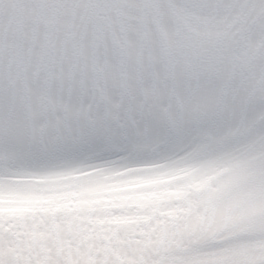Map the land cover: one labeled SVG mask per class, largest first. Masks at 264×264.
<instances>
[{
	"label": "rangeland",
	"instance_id": "1",
	"mask_svg": "<svg viewBox=\"0 0 264 264\" xmlns=\"http://www.w3.org/2000/svg\"><path fill=\"white\" fill-rule=\"evenodd\" d=\"M140 2L0 0V264H138L147 218L128 209L199 191L191 178L210 156L238 158L264 194V0H223L254 46L219 79L216 55L194 51L187 91L171 61L120 44ZM173 82L182 94L160 104ZM41 88L88 103L54 140L29 141L23 119ZM261 231L228 237L204 264H264Z\"/></svg>",
	"mask_w": 264,
	"mask_h": 264
},
{
	"label": "clouds",
	"instance_id": "2",
	"mask_svg": "<svg viewBox=\"0 0 264 264\" xmlns=\"http://www.w3.org/2000/svg\"><path fill=\"white\" fill-rule=\"evenodd\" d=\"M235 9L223 0H141L133 6L119 42L130 52L149 51L164 67L171 61L187 91L192 85L187 65L194 51L216 55L219 79L230 71L235 57L254 46L251 34L235 18ZM259 45L264 51V33ZM181 94L180 85L173 82L172 93L162 95L159 103L172 105ZM119 102L120 98L111 97V103ZM30 103L24 130L29 141L43 142L54 140L58 123L78 117L88 100L66 101L41 88ZM237 159L210 156L191 178L202 184L199 191H187L180 199L139 201L128 209L130 215L147 218L136 225L138 264H204L210 254L225 249L228 237L242 239L255 225L264 238V194L257 199L253 181L242 175ZM87 186L82 183L74 190L87 198ZM232 255L242 262L239 250Z\"/></svg>",
	"mask_w": 264,
	"mask_h": 264
}]
</instances>
